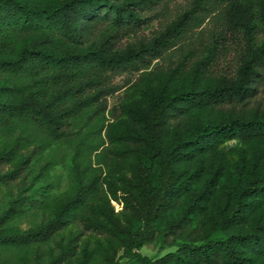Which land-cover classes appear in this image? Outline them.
I'll return each instance as SVG.
<instances>
[{"label": "trees", "instance_id": "1", "mask_svg": "<svg viewBox=\"0 0 264 264\" xmlns=\"http://www.w3.org/2000/svg\"><path fill=\"white\" fill-rule=\"evenodd\" d=\"M158 1L0 0V188L53 146L71 152L66 193L51 195L46 162L10 199L0 264L39 263L50 244L46 264H264V0H194L121 47ZM209 1L243 47L234 77L208 75L212 45L188 69L142 73L109 124L114 73L147 68ZM28 207L44 220L13 228Z\"/></svg>", "mask_w": 264, "mask_h": 264}, {"label": "rangeland", "instance_id": "2", "mask_svg": "<svg viewBox=\"0 0 264 264\" xmlns=\"http://www.w3.org/2000/svg\"><path fill=\"white\" fill-rule=\"evenodd\" d=\"M194 0H159L157 5L146 11L145 16L148 23L143 25L135 34L124 36L120 41V46L137 43L140 40L148 41L170 25L180 15L187 12L193 5ZM262 38V34H258ZM215 46L213 58L208 63L207 72L212 78L234 77L239 64L242 52L241 42L225 30L222 20L221 8L217 2L209 1L203 5L202 9L196 11V16L192 19L188 27L176 38L161 55L151 60L150 65L140 71L128 68L112 76V84L118 88L114 95L107 99V110L105 116L109 124L114 123L119 104L131 94L132 85L136 83L142 73H151L159 76L175 68L179 63H184V68L188 69L194 62L201 60L207 55L211 47ZM116 111V112H115ZM236 142L227 143V146L235 145ZM70 149L64 144H58L44 152L32 163V171L26 175L24 183L13 182L8 187L0 188V215L7 208L10 199L16 196L22 188L39 186L33 181V176L39 167L44 163H50L51 167L46 172L47 179L52 184L51 195L58 197L66 193L71 184L69 173ZM30 192H28L29 194ZM45 218L42 209H26L25 213L13 220L10 225L13 228L27 230L35 227ZM48 247L53 244L42 246L40 249L39 263L46 264ZM167 250L166 252L173 251ZM140 254L149 259H154L159 255L158 244L146 245L140 249ZM125 263V261H122ZM18 264H24L23 262Z\"/></svg>", "mask_w": 264, "mask_h": 264}, {"label": "built area", "instance_id": "3", "mask_svg": "<svg viewBox=\"0 0 264 264\" xmlns=\"http://www.w3.org/2000/svg\"><path fill=\"white\" fill-rule=\"evenodd\" d=\"M113 206L115 207V211L119 212L121 210V206L117 203H113Z\"/></svg>", "mask_w": 264, "mask_h": 264}]
</instances>
